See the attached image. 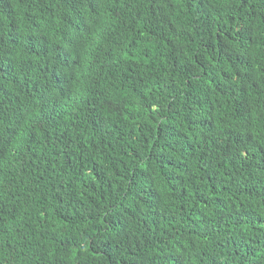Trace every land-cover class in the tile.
<instances>
[{"label":"trees","instance_id":"16d2710c","mask_svg":"<svg viewBox=\"0 0 264 264\" xmlns=\"http://www.w3.org/2000/svg\"><path fill=\"white\" fill-rule=\"evenodd\" d=\"M0 264H264V0H0Z\"/></svg>","mask_w":264,"mask_h":264}]
</instances>
